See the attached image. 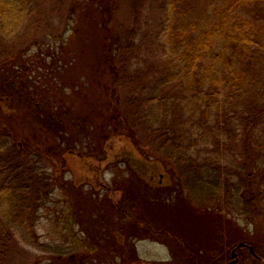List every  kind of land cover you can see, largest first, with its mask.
<instances>
[{
  "label": "trees",
  "instance_id": "1",
  "mask_svg": "<svg viewBox=\"0 0 264 264\" xmlns=\"http://www.w3.org/2000/svg\"><path fill=\"white\" fill-rule=\"evenodd\" d=\"M120 2L125 18L115 26L109 17L114 19ZM80 5L90 8L96 28L104 29L96 45L77 44L78 36L86 42L91 37L78 26L66 37L69 23L59 27L55 21L60 13L79 21ZM17 44L48 45L45 57L55 65L54 74L64 77L61 84L56 79L34 84L36 92L25 85L31 89L28 95L14 87L7 70L0 74V104L13 99V108L25 106L50 123L59 139L50 153L65 149L68 165L77 167L69 159L76 144L91 153L98 145L105 155L110 144L106 140L119 136L134 144L140 157L160 159L172 169L174 194L205 211L207 256L225 238L217 225L220 219L264 222V0H0V61L12 57ZM85 49H92L104 68L107 88L104 82L102 93L110 95L106 108L92 109L87 117L79 105L97 104L86 102L87 86L75 71ZM14 132L0 127V264L6 263L19 233L29 245L50 250L37 240L35 223L43 197L57 181L41 177L36 136L27 141ZM93 166L85 171L100 167ZM44 178L48 181L38 187ZM166 206L163 212L175 211L173 205ZM106 210L117 214L115 208ZM137 229L125 240L138 238ZM93 249L99 264L117 257L132 264L127 250L113 245L108 250L105 240ZM237 250L241 264H248L243 248ZM260 254L254 262L264 264ZM218 255L214 253L216 263L222 260ZM227 258L225 253L223 260Z\"/></svg>",
  "mask_w": 264,
  "mask_h": 264
},
{
  "label": "rangeland",
  "instance_id": "2",
  "mask_svg": "<svg viewBox=\"0 0 264 264\" xmlns=\"http://www.w3.org/2000/svg\"><path fill=\"white\" fill-rule=\"evenodd\" d=\"M93 5L96 6V1ZM125 10V6L120 2L119 8L113 12L114 19L111 21L109 17V23L112 25L114 23L115 26L123 23ZM78 15L86 17L87 20L80 17L79 21H75L73 18L63 17L64 15L60 13L55 21L59 27L62 23H69L65 32L66 37L73 33L74 26L82 28L81 32L91 37L92 42H86L84 39L80 40L82 37L78 36L77 44H98V37H104L105 32L103 28H96L92 10L82 8L80 5L76 16ZM86 23L88 24L85 25ZM94 35L96 36L93 39ZM11 46L14 48L13 43ZM50 50L48 45L36 48L17 44L15 50H12V57L0 61V74L4 73V69L7 70L14 87L17 90L22 89L28 95L31 94V89L27 90L26 86H33L32 90L36 92L39 87L35 88L34 84L39 85L41 82L55 79L61 84L64 77H59L58 73L54 74L55 65H52V62L48 63L50 58L45 57ZM83 51L75 71L78 77L84 80L82 86H87L86 102L97 104L96 108L85 106V103L79 105L83 116L87 117L92 109H103L109 105L110 95L107 90L104 91L105 103L102 85L107 75L103 73L104 68L93 58L94 51L92 49ZM12 100L0 104V127L11 128L27 141L33 139L32 134L37 138L34 143L40 145L42 159L39 160L38 154L35 158L41 165V177L53 176L57 183L54 184V189L43 197L44 204L38 210L35 223L36 235L43 246L59 251L56 253L52 250L46 251L43 247H33L25 242L19 233L16 234L15 245L11 247L5 264H51L52 261L53 264H81L83 261L99 264L93 248L98 247L99 242L104 240L108 250L112 245L114 248L119 246L124 251L127 250L132 264H215L216 260L213 258L215 252L222 260L226 253L228 258L216 263L224 264L233 258L232 251L239 248L237 247L239 242H245L253 247L254 244L260 246L258 251L264 255L263 221L250 223L243 219L231 222L220 219L217 225L225 233V238L222 237L213 246L214 253L210 251L207 256L205 244L208 237L201 214L205 211L197 208L194 203L187 202L184 196L174 194V176L168 165L155 157L148 158L147 154L140 157V152L137 154L134 144L130 145V141L117 136L106 140L110 144L105 155L103 148L98 149V145L97 147L93 145L95 153H91L84 149L83 145L76 144L75 154L69 159L75 161L77 167H71L68 165L66 156L68 153L64 152L65 149H60L56 155L50 153L54 143L59 142L58 136L49 128L50 123L39 120L25 106L16 105L13 108ZM106 125L109 130L108 119ZM100 132L101 127L98 125L97 136L102 139ZM107 134L110 137V131ZM137 147H140V151L143 145ZM48 156L51 162L48 161ZM86 158H92L95 164ZM103 160H106V164H101ZM93 165L95 168L97 165L100 167L98 170L85 171L87 166ZM47 181L44 178L37 186L41 184L44 186ZM166 204L173 205L175 211L172 213L167 210L169 214L163 212L168 207ZM110 207L115 208L117 214L106 210ZM193 213L197 215L193 216ZM208 216L214 217L211 214ZM161 221H165L167 225H162ZM136 229L139 231L138 238L125 240L127 234L131 236ZM115 237H118L120 242L118 246L115 245ZM258 251L256 253L261 256ZM220 252L223 254L221 257ZM243 252L245 256L248 255L246 256L248 264H258L254 260H258L259 257L253 256L248 249L243 248ZM61 253L63 255H60ZM208 257L213 258L209 263ZM240 260L239 254V260L235 264H241L243 261ZM117 263L124 264L120 257L110 264Z\"/></svg>",
  "mask_w": 264,
  "mask_h": 264
},
{
  "label": "water",
  "instance_id": "3",
  "mask_svg": "<svg viewBox=\"0 0 264 264\" xmlns=\"http://www.w3.org/2000/svg\"><path fill=\"white\" fill-rule=\"evenodd\" d=\"M238 246H240V247L248 246L250 252H251L252 254H254L255 256H257V254H256L255 251H254L253 246H251V245H247V244H245V243H243V242H240ZM236 254H237V253H236L235 250H234V251H233V255L236 256ZM236 261H238V258H235L234 260H231L230 262L225 263V264H233V263H235Z\"/></svg>",
  "mask_w": 264,
  "mask_h": 264
}]
</instances>
